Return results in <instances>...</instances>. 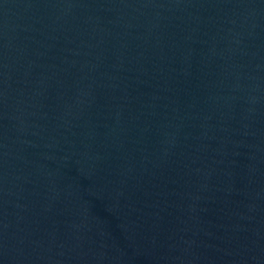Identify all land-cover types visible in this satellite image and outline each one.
Listing matches in <instances>:
<instances>
[{
	"label": "water",
	"instance_id": "obj_1",
	"mask_svg": "<svg viewBox=\"0 0 264 264\" xmlns=\"http://www.w3.org/2000/svg\"><path fill=\"white\" fill-rule=\"evenodd\" d=\"M0 264H264V0H0Z\"/></svg>",
	"mask_w": 264,
	"mask_h": 264
}]
</instances>
